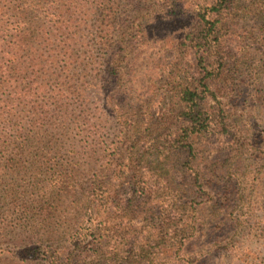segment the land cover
<instances>
[{
  "label": "trees",
  "instance_id": "trees-1",
  "mask_svg": "<svg viewBox=\"0 0 264 264\" xmlns=\"http://www.w3.org/2000/svg\"><path fill=\"white\" fill-rule=\"evenodd\" d=\"M29 1L0 0V156L9 155L17 161L32 154L36 146L33 155L40 159L59 155L63 137L60 131L68 121H76L67 102L72 98L80 108L85 101L83 88L72 81L75 69L80 66L74 55L78 45V39H73L77 35L75 29H93L89 21L97 16L94 27L99 29L97 46L102 50L110 48L106 29L117 7L115 0H44L50 13L42 20H31L33 8ZM158 1L170 8L176 18H181L184 0ZM194 3L196 8L185 10L190 22L172 48L173 60L166 67L169 80L166 91L171 101L166 122L175 125L174 132L157 148L152 139L144 143L145 137L143 146L129 140L123 143L122 139L105 148L100 164L90 171L89 184L84 188L81 182L66 176L58 163H45L49 169H45L47 179L50 177L52 184L29 177L31 200L15 204L16 211L23 215L38 210L44 221L50 208H43L42 201L51 189L85 190L89 195L84 203L85 233L69 235L67 248L59 253L49 252V264H168V261L192 264L186 258L190 240L201 235L203 226L219 228L227 218H232L234 209L230 207L236 203L242 184L236 179V172L241 167L230 153L224 157L223 150H217L213 161L208 162L205 146L233 128V112L243 94L240 81H258L264 68V0ZM254 17L258 22L255 33L246 24L247 19L252 21ZM29 29H39L34 38ZM38 36L40 39L36 40ZM247 41L250 44H244ZM253 60L256 65L249 66ZM97 64L92 61L90 68L84 65L81 70L95 71ZM105 64L106 80L116 72L113 63ZM56 70L65 74V78H58ZM49 81L56 86L49 91L51 102L43 107L38 105L39 99L48 91ZM249 82L248 85L254 84ZM247 102L245 98L242 104ZM141 123L146 130L152 126L146 118ZM123 124L126 131L135 126L131 123L126 127L125 120ZM132 131L135 132L132 138L139 135L136 129ZM233 139L230 143L237 144ZM153 149L157 152L155 170L139 175L137 167L140 170L142 165L152 166L147 157ZM116 168H123L118 180H125L132 173V180L127 183L132 190L127 206L113 201L110 187L117 176ZM149 194H156L159 199L156 202H165L169 209V216H164L147 207L149 216L144 224L153 227L158 222L159 233L154 239L145 242L126 239L129 227L122 222L109 227L108 220L115 214L112 206L124 220L132 216L128 208L138 209ZM211 194L214 197L210 198ZM207 202H211L207 208L209 218L204 222L196 206ZM126 223L129 226L130 221ZM34 259L32 255L30 260Z\"/></svg>",
  "mask_w": 264,
  "mask_h": 264
},
{
  "label": "rangeland",
  "instance_id": "rangeland-1",
  "mask_svg": "<svg viewBox=\"0 0 264 264\" xmlns=\"http://www.w3.org/2000/svg\"><path fill=\"white\" fill-rule=\"evenodd\" d=\"M115 1L117 7L106 29L110 48L102 50L97 46L96 34L99 29L94 28L97 27V16L89 21L93 29H75L77 35L73 39H78V45L74 55L80 66L75 69L72 81L83 88L85 101L80 108L72 98L67 102L69 112L76 116L77 122L71 120L63 125L59 155H46L40 159V156L33 155L36 154V146L32 154L20 161L9 155L0 156V264H49V252L59 253L67 248L69 235L85 233L86 227L82 225L86 213L84 203L89 199L85 190H48L46 198L41 200L43 208H50V214L48 212L44 221L38 210L30 211L28 215L16 211L17 202L32 198L27 183L29 177L53 183L50 177L47 179L45 169H49L45 163L62 165L66 176L81 182L84 188L89 184L90 171L100 164L105 148L120 143L122 139L123 143L129 140L142 145L143 137L146 139L144 143L150 139L155 141L154 148H157L169 133L174 132L175 125L171 121L166 122L171 106L170 94L166 91L169 81L166 67L173 60L172 48L189 25L190 17L184 15L185 10L196 8L193 4L195 0H184V12L179 15L181 18H176L170 8L167 9L158 0ZM28 4L33 8L31 20H42L50 13L49 5L44 0H31ZM254 19L246 20V24L252 26L248 30L253 33L256 31L254 26L258 25ZM258 21L261 23V20ZM29 30L34 38L39 29ZM39 39L38 36L36 40ZM235 43L242 47L237 40ZM244 44H250V41ZM92 61L98 63L95 71L81 70L84 65L90 68ZM254 62L250 61L248 65L255 66L257 61ZM105 63H113L116 72L106 80ZM260 73L258 81H240L243 94L233 112V128L205 146L208 162L213 161L217 150H223L224 157L230 153L235 158L241 167L236 172V179L242 184L235 197L236 203L230 207L234 209L232 218H227L219 228L203 226L201 235L187 244L186 258L192 264H264V68ZM55 75L65 78V74L57 70ZM247 82L254 84L248 85ZM53 86H56L54 82H47L48 91L39 99L38 105L44 107L51 102L49 91ZM245 98L248 102L243 105ZM145 118L152 125L148 130L141 123ZM124 120L126 127L131 123L135 126L126 131ZM133 129L139 132L134 138ZM230 139L238 143L232 145ZM127 147L129 145L123 146L121 153ZM154 151L147 157L152 161V166L142 165L140 170L138 167L135 169L139 175L151 174L155 170L157 152ZM41 165L44 169H41ZM20 166L25 169L19 170ZM122 169L116 168L117 176L111 180L110 188L114 203L121 201L127 206L132 194L127 183L131 182L132 173L125 180H118L123 174ZM209 197L214 196L211 194ZM156 198V194L145 196L138 209L132 206L128 208L132 216L124 220L122 214L112 206L110 209L115 214L108 220L109 227L122 222L129 227L126 239L151 241L158 235L159 229L158 222L153 227L144 224L149 216L147 207L157 214L160 211L159 215L169 216L166 203L156 202ZM162 203L166 206H162ZM210 203L196 206L202 212L204 222L209 218L207 208ZM155 206L158 207L154 209ZM127 221H130L129 226ZM32 255L34 260H30Z\"/></svg>",
  "mask_w": 264,
  "mask_h": 264
}]
</instances>
